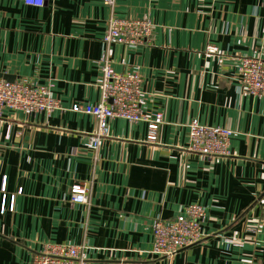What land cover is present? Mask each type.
<instances>
[{"label":"crops","instance_id":"0c3cea01","mask_svg":"<svg viewBox=\"0 0 264 264\" xmlns=\"http://www.w3.org/2000/svg\"><path fill=\"white\" fill-rule=\"evenodd\" d=\"M127 44H105L109 22ZM208 46L219 54L209 56ZM106 55L138 72L145 122H98ZM264 61V0H0V74L47 87L51 114L0 117V264H31L47 244L85 246L93 264H264V97L245 92L239 58ZM194 120L228 128L227 155L189 151ZM75 184L88 204H72ZM203 206L205 238L171 260L152 256L155 220Z\"/></svg>","mask_w":264,"mask_h":264},{"label":"built area","instance_id":"2783aa9c","mask_svg":"<svg viewBox=\"0 0 264 264\" xmlns=\"http://www.w3.org/2000/svg\"><path fill=\"white\" fill-rule=\"evenodd\" d=\"M109 2V0H107ZM28 6L43 7L45 0H25ZM126 23L113 18L104 36V43L127 44L123 29ZM209 56L219 54L215 46H208ZM239 82L245 92L256 97H264V61L254 57L239 58ZM102 80L100 101L95 106L75 105L74 112L92 115L98 122L97 130L90 136L91 144L97 146L110 136L109 122L124 119L131 123L145 122L149 128V141H156L159 125L163 122L161 113L151 117L141 107L143 80L138 72L118 73L104 55L99 61ZM60 108L58 100L52 97L44 86H30L22 82H9L0 78V117L4 110L11 109L27 114H51ZM189 151L209 159L227 155L232 131L228 128L211 127L194 120L189 124ZM72 204H88L89 188L75 184L70 190ZM206 210L200 205L188 206L184 213L174 220H155L153 243L149 253L152 256L171 260L180 251L198 244L205 238L202 223ZM31 264H93L88 258L85 246L68 244H47L35 254Z\"/></svg>","mask_w":264,"mask_h":264},{"label":"water","instance_id":"95a60500","mask_svg":"<svg viewBox=\"0 0 264 264\" xmlns=\"http://www.w3.org/2000/svg\"><path fill=\"white\" fill-rule=\"evenodd\" d=\"M0 78H3V79H5V80H7L9 82H13V79L11 78V76H6V75H1L0 74Z\"/></svg>","mask_w":264,"mask_h":264}]
</instances>
